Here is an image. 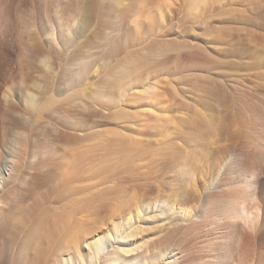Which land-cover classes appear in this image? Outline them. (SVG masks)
<instances>
[{
	"label": "bare ground",
	"instance_id": "1",
	"mask_svg": "<svg viewBox=\"0 0 264 264\" xmlns=\"http://www.w3.org/2000/svg\"><path fill=\"white\" fill-rule=\"evenodd\" d=\"M63 1L56 0V15L51 14V6L47 2L42 25L38 26L40 30L29 36L36 41L29 50L33 53L31 68H38L42 73L36 76L28 71L21 82L15 83L17 93L12 84V71H6L0 84L10 107L17 109L16 105H22L33 123L24 132L17 130L20 118L10 120L11 130L5 131L0 140V227L6 223V219L19 213L22 206L20 202L27 195L41 194V183L46 176L39 172L31 176L37 178V181L30 191L18 194L14 188L23 190L22 186L29 179L25 168L35 167L38 160L47 157L52 151L45 130L52 115L66 117L87 106L88 102L96 104L97 101H111L115 96L125 97L133 88L132 100L140 101V125L157 130L158 138L154 140V147L167 154L171 145H175L180 149V157L164 171L159 164L154 165L152 171L140 170L139 164L134 167L131 164L129 182L115 178V181L106 184L101 179L99 190H89L84 185L85 177H91L92 165L86 169L81 165L80 169L79 163H69L70 171L67 172L52 163V169L56 168L52 170L54 183L60 184L66 179L68 186L63 193L65 202L58 205L64 215L61 222L67 218L65 226L58 227L59 232L54 234L59 259L53 264H88L84 243L88 255L95 258V262L108 260V264H182L183 254L179 247L187 245L191 237L198 240L203 236H206L203 246L207 254L199 263L189 261L186 264H264V249H259L256 243L264 236V77L259 67H254L255 74L249 80L238 79L233 75L223 78L232 90L230 108L237 120L225 138L220 139L227 146L224 153L216 157L214 165L211 164L207 177L198 178V181L193 178L191 190L187 193L184 188L190 183L184 174L189 167V154L197 145L195 138L203 132L202 123L182 111L186 114L180 117L185 126L184 136L172 128L174 118L165 107L167 101L163 99L161 83L158 80L142 84L134 82L141 76L139 73L143 72V68L131 59L122 60L105 81L90 82L92 51L87 49L81 62H76L78 60L71 54V48L80 45L70 31L73 22L82 12V0H76L77 6L69 7L65 13ZM89 1V11L97 12L98 19L100 14L106 37L113 31V26L125 20L130 28L141 26L139 8L145 0ZM205 1L192 0L191 4L198 7ZM158 2H162L167 11L172 10V0ZM123 29L120 23L119 31ZM44 34H47V38L43 37ZM9 36L10 28L7 26L4 32L7 42ZM97 36L94 45L88 48H105L99 44V38L102 37L99 31ZM53 42L57 45H53ZM49 54L54 56L53 60L47 57ZM36 56L42 57L45 65L39 66ZM15 67L22 69L21 63ZM97 71L98 67L94 72ZM210 118L209 125L219 133L221 129L217 115L213 114ZM140 127L129 129L128 136L133 148L141 145L143 135L149 134ZM112 132L117 141L125 142L121 131ZM41 133L44 144L42 149H38L32 141L39 140ZM96 134L92 133L94 140L98 138ZM27 147L32 150L27 152ZM26 153L27 158L24 157ZM3 160L10 163L8 168L1 169ZM193 176H196L195 172ZM154 184L156 189L152 193L143 191L144 187ZM122 185H127L128 193ZM8 188L12 189L4 194ZM172 190L180 195H173ZM131 192L132 199H128ZM186 194H190L188 200L184 197ZM68 197L71 198L69 201ZM154 210L156 215H145ZM97 212L101 214L95 216ZM179 212L187 217L179 215ZM239 226H243V232L236 240ZM119 233L124 235V240H121L128 243L114 247V253L113 250L103 253L106 248L104 242L115 240V235Z\"/></svg>",
	"mask_w": 264,
	"mask_h": 264
},
{
	"label": "rangeland",
	"instance_id": "2",
	"mask_svg": "<svg viewBox=\"0 0 264 264\" xmlns=\"http://www.w3.org/2000/svg\"><path fill=\"white\" fill-rule=\"evenodd\" d=\"M191 1L172 0V10L167 11L162 2L145 0L139 8L140 29L130 28L125 20L113 26V31L106 37L100 14L98 19V13H92L88 9L91 6L90 1L82 0V12L73 22L70 31L71 36L74 35L80 42V45L71 48V54L78 60L76 62H81L87 49L92 51L90 82L103 79L105 81L122 60L131 59L143 68V72L139 73L141 76L134 82L142 84L158 80L161 83L163 99L167 101L165 107L167 106V111L174 118L172 128H176L184 136L185 126L182 125L180 117H185L186 114L182 111L202 123L203 132L195 138L197 145H194L189 154V167L184 174L190 183L184 188L187 193L191 190L193 178L198 181V178L207 177L211 164L214 165L216 157L224 153L227 146L220 139L225 138L231 125L237 120L230 108L232 90L224 79L233 75L238 79L249 80L255 74V66L259 67L260 74L264 77V0H206L198 7L193 6ZM47 2L51 6V14L56 15V0H0V84L6 71H12V84L16 93L18 89L15 83L21 82L26 74L30 72L39 76L42 73L38 68H31L33 53L29 50L36 41L29 36L40 30L38 28L42 25ZM63 2L64 13L69 7L77 6L76 0ZM120 23L124 26L122 31H119ZM7 26L10 28L8 42L4 39ZM98 31L102 36L99 44L105 48H88L98 37ZM43 37L47 38V34ZM53 45L57 43L53 42ZM51 51L55 53L54 49ZM47 57L54 59L51 54ZM42 59L36 56L39 66L45 65ZM18 63H21V70L15 67ZM97 67L99 71L94 72ZM132 91L133 88L125 97L115 96L111 101H97L96 104L88 102L87 106L66 117L52 115L45 127L49 136L48 145L52 147V151L47 157L38 160L35 167L25 168L29 179L22 186L23 190L14 188L18 194L30 191L37 181V178L31 176L39 172L46 176L41 183V194L27 195L20 202L22 206L19 213L6 219V223L3 222L5 224L2 223L0 264H53L59 259L54 234L59 232L58 227L65 226L67 217L61 222L64 215L58 205L65 202L63 193L68 186L66 179L60 184L54 183L52 170L56 168L52 169V163L67 172L70 171L69 163H79L80 169L81 165L83 169L92 165L93 172L89 174L91 177H85L84 185L89 190H99L101 179L106 184L112 183L115 178L129 182L131 164L133 167L139 164L140 170L148 171H152L153 166L159 164L164 171L180 157V149L175 145H171L167 154L154 147V140L158 138L157 130L140 125V101L132 100ZM16 106L17 109H13L5 101L0 86V140L3 139L5 131L11 130L10 120L20 118L21 123L18 121L17 130L24 132L33 126L25 108L22 105ZM213 114L217 115L220 122L219 133L208 123ZM135 126H141L139 129L149 134L143 135L141 139L144 141L141 145L133 148L128 132ZM112 131H121L124 134L123 141H127H117ZM93 132L98 134L95 140L92 138ZM42 133L39 134V140L32 141L38 149H42L44 144ZM26 150L28 152L32 148L27 147ZM24 157L27 158V153ZM2 162L1 169L8 168L10 163L6 160ZM155 184L144 187L143 191L152 193L156 189L153 187ZM122 186L126 191L127 185ZM159 186L161 187L160 184ZM11 189H6L4 194H8ZM171 192L175 196L180 195L175 190ZM131 193L128 199H132L133 192ZM184 197L188 200L190 194ZM70 199L67 198L68 201ZM151 213L153 216L157 214L154 210L146 212L145 215H152ZM98 214L101 213L97 212L95 216ZM178 214L185 216L181 212ZM240 227L236 240L243 232V226L241 229ZM123 236L119 233L115 235V240H106L103 253L117 246H125L128 241H122ZM205 239L206 236L198 240L191 237L187 245L180 246L183 254L180 263H199L207 254L203 246ZM256 243L259 249H264V236ZM83 246L88 264H108V260L95 262V258L88 255L86 243Z\"/></svg>",
	"mask_w": 264,
	"mask_h": 264
}]
</instances>
